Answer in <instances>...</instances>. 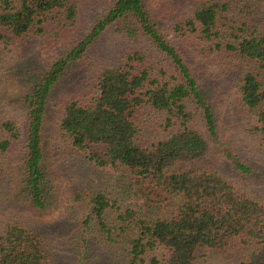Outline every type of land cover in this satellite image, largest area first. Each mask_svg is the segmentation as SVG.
<instances>
[{"label": "trees", "instance_id": "trees-1", "mask_svg": "<svg viewBox=\"0 0 264 264\" xmlns=\"http://www.w3.org/2000/svg\"><path fill=\"white\" fill-rule=\"evenodd\" d=\"M81 2L0 0V42L30 32L44 35L51 20L58 19L61 28L74 25ZM250 3L202 0L193 15L175 21L172 30L179 37L193 35L205 57L228 53L248 65L240 96L255 119L253 131L264 141V30L239 15L251 8ZM114 24L133 39L146 37L156 58L136 50L124 64L104 68L91 97L66 104L59 128L76 150L88 151L98 164L128 170L129 188L149 205L122 208L118 200L98 192L89 198L86 223L94 221L115 240L107 215L110 209L120 210V226L114 227L123 233L134 227L127 264H194L203 249L231 253L236 264H264V200L219 170L199 165L219 136L218 119L197 77L153 21L144 0H117L24 96L27 132L22 169L32 206L44 209L48 204L44 132L53 88ZM0 130L6 135L0 139V154L24 135L12 119L1 121ZM233 163L243 174L252 172L242 161ZM168 203L177 205L170 214L142 207H168ZM45 260L42 232L20 222L4 227L0 264H44Z\"/></svg>", "mask_w": 264, "mask_h": 264}, {"label": "rangeland", "instance_id": "rangeland-1", "mask_svg": "<svg viewBox=\"0 0 264 264\" xmlns=\"http://www.w3.org/2000/svg\"><path fill=\"white\" fill-rule=\"evenodd\" d=\"M116 1L82 0L74 25L61 28L58 19L51 20L44 35L30 32L0 42V122L12 119L24 132L21 140L14 141L0 154V233L7 224L14 222L42 232L46 243L44 264H127L128 240L134 227L124 233L114 227L119 223L120 210L116 208L110 209L107 215L115 240L102 232L94 221L87 224L89 198L104 192L118 200L122 208L133 203L147 204L135 197L129 188L131 173L128 170L98 164L89 157L88 151L76 150L59 128L66 104L73 99L91 97L104 68L124 64L127 55L136 50L156 58L153 57L154 47L146 37L133 39L122 32L118 24L110 25L84 55L69 66L50 95L44 132L46 208L32 206L24 185L22 163L27 110L23 98L39 76L81 40ZM201 1L144 0L153 21L179 49L216 113L219 136L211 141V151L199 165L219 170L264 200V141L253 131L255 119L242 105L239 91L242 74L248 65L228 53L205 57L201 53L202 44L193 35L179 37L172 30L175 21L192 16ZM250 2L251 8L239 15L264 30V0ZM1 131L0 139L6 137ZM235 161L246 163L252 172L237 171ZM147 205H142L143 211L170 214L177 208L171 203L166 204L168 207ZM194 264L236 262L231 253L203 249Z\"/></svg>", "mask_w": 264, "mask_h": 264}]
</instances>
